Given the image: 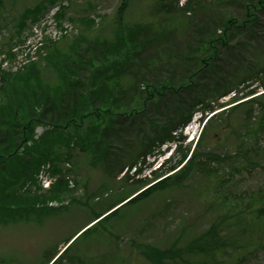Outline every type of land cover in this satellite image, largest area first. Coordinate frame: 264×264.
I'll use <instances>...</instances> for the list:
<instances>
[{
  "label": "rangeland",
  "instance_id": "1",
  "mask_svg": "<svg viewBox=\"0 0 264 264\" xmlns=\"http://www.w3.org/2000/svg\"><path fill=\"white\" fill-rule=\"evenodd\" d=\"M119 5L120 0H0V59L4 72L16 73L26 64L32 55L27 45L37 42L41 33L49 37L65 22L77 31L68 33L58 43L47 40L44 50L38 53L34 71L37 78L31 82L5 84L0 77V128L8 129L7 123L12 125L18 157L30 163L44 160L32 174L33 181L17 170L20 164L11 168L7 164L0 171V194L7 193V183L11 188L7 196L19 202L10 209L0 206V264H48L96 214L105 213L108 205L148 188L156 179L157 173H150L147 168L144 177L136 175L141 168L144 170L149 158L162 154L163 144H159V136L150 124L182 118L194 109L190 127L209 106L216 115L208 126L205 143L198 142L195 148V141L189 143L184 133L177 131L175 135L171 122L163 126L170 125L171 140L181 142L178 157L169 160L170 165L184 154L188 158L194 149L197 160L210 163L212 178L206 170L195 167L181 183L170 180L164 191L127 204L80 237L82 232L79 233L56 264H152L139 253L141 245L167 250L175 241L174 247L184 249L214 226L218 241H207V252L187 249L181 257L167 259L163 264H264V198L258 196L264 192V0H132L121 15ZM57 6L62 7L64 15L59 19V15L54 16ZM39 7L43 10L38 16L19 28L25 10ZM249 13L257 19L250 28L228 26V20L241 24ZM55 19L60 21L56 27ZM139 24L143 40L128 55L130 70L121 81V88L127 87L126 98L101 106L115 112L118 126L112 125L108 132L103 120L91 123L98 127L96 139H103L101 149L92 148L94 136L89 137L88 122L55 132L47 119L36 122V115H41L44 106L38 101H27L33 95L38 99V79L48 87L61 85L66 77L86 84L92 71L87 65L90 60L96 56L93 67L103 63L102 54L109 53L106 47L121 35L120 27ZM208 39H214V49L206 43ZM213 53L204 71L199 70L202 63L198 61ZM214 70L218 71L216 75ZM192 74L194 78L189 81ZM218 74L224 82L214 80ZM145 83L170 85L178 94L166 90L159 100L145 102ZM181 83L193 85L185 88L190 93L179 92L183 89ZM222 85L233 87L232 93L239 99L251 89L248 87H255L257 100L231 111L226 106L231 94L220 97ZM82 94L88 97L85 90ZM10 107L14 109L8 117ZM136 109L141 111L133 112ZM29 116L35 122L31 137L26 139ZM227 119L234 132L218 129ZM260 123L263 125L258 127ZM48 131L53 133L45 136ZM58 136L69 137L73 143L71 151L63 143L54 146ZM134 161L136 164L130 165ZM45 163L56 171L51 175L63 179L61 185L66 189L60 190L59 197L53 200L48 191L36 192L40 184L37 176L51 172L42 169ZM35 194L40 201H28ZM48 201H52L48 206L55 201L64 205L50 209L46 206Z\"/></svg>",
  "mask_w": 264,
  "mask_h": 264
},
{
  "label": "trees",
  "instance_id": "2",
  "mask_svg": "<svg viewBox=\"0 0 264 264\" xmlns=\"http://www.w3.org/2000/svg\"><path fill=\"white\" fill-rule=\"evenodd\" d=\"M131 1L132 0H120V5L118 8L119 15L125 12V10L128 8V5L130 4ZM186 10H187V7L184 8L182 11H186ZM39 12H40L39 8L38 9L35 8L33 10L26 9L25 13L21 17L22 21H20L19 23V28H22L24 26L26 19L35 18L39 14ZM61 16H63L62 13L59 14L58 19ZM256 20H257L256 16L253 13H249L247 15V18H245V20L242 21L241 24H238L234 20H228L227 24L228 26L242 30L243 28H246V29L250 28V24H252ZM120 32H121L120 33L121 35H118L117 41L114 42V45L110 44L107 46L109 53H106L105 55L102 54L104 56L103 63H100L97 66L95 65L93 67L92 64L95 61L97 62L96 56H95V58H92V60H90V62L87 64L92 71L89 72V78L85 80L87 81L86 84L82 83L80 79L78 78L71 79V77H66V76H65L66 78L64 79V81L59 86L58 85H50L49 87L43 86L44 85L43 82L39 79L35 82L37 85V94L36 93L35 94L38 99L34 98L35 95H33L32 97L28 96L27 103L33 100V102L38 101V104L42 103V105L44 106V108L41 110L42 111L41 115L36 117L37 118L36 122H39L42 119H47L51 123V125L55 127L54 130H56V128H61L62 126H65V125L75 126L78 128V127H81L82 124H84V122H88L91 125V127L89 128L91 131V134L89 137L94 136V139H92V142H93L92 148L95 151L101 148L100 144H102L103 139H96L98 135L97 134L98 127L97 128L94 127L91 123L92 122L97 123L100 120L101 121L103 120V122L106 124V128L108 129L106 131L108 132L112 131L111 130L112 125H114V122H117L114 119L115 112H113V110H110L109 108H100L99 110L103 109L102 113H99V111L97 110L101 106H107L109 102L119 103L120 101L126 98V91H124V88L123 89L121 88V81L129 71V66L126 67V65H128L130 61L129 60L125 61V58L128 56V53H129L128 49L132 48L133 52H135L137 50V47L140 46L141 40H143V28H141L140 24L134 27H129V28L121 27ZM127 43L130 44V47L129 45L126 46ZM206 43H210L208 44L210 48L212 49L215 48L213 45L215 43L214 39H208ZM117 55H119V57ZM197 55L198 54H195V56ZM214 55L215 54L213 53V55L206 57L207 59H201V61H198V63L199 64L202 63L201 66L206 67L208 65L207 63L212 61L211 58L214 57ZM115 57H116V60H115ZM121 57H123L124 60H120ZM84 66L87 67L86 65ZM196 69L198 70V68ZM35 70H36V67L34 65H31V67L29 66V68H27L26 72L24 73L19 72V73L11 74L9 72H3L0 69V77L3 83L5 84L8 82H14V84L16 83L17 84H22V83L27 84L28 82L32 81V78L33 79L37 78L36 76H34ZM66 71L68 70L66 69ZM214 71L216 75L218 71L217 70H214ZM190 79L192 81V78ZM218 79L220 83L224 82V78L222 76L219 75ZM182 84L183 83L180 84L181 86L179 85L181 88H187L191 86L190 85L191 83H186L184 85ZM159 88L160 87L157 86V83H155V86H152V85L147 86L145 90L147 92L144 91L146 93L144 97L152 98L156 95H159L160 91H162V88L160 89ZM222 88H223L222 93L224 95H228L232 93L233 90H235L233 87H229V85L226 87L222 85ZM248 89L250 90L246 92L245 95H242V96H245L244 98L239 99L238 97H236V95L233 98H231L230 104H236L231 108V111H234L246 105L248 106L256 102L257 99L250 98L256 94V89L252 87H248ZM263 89H264V85H263ZM84 90L86 93H90L93 96V99H94V101L92 100L93 102L99 101L101 97H103L104 101L97 103V106H95L94 103L91 101V99L84 100V97H83L84 95L82 94ZM247 98H250V99L248 100ZM244 99H247V100L243 101ZM13 109H14L13 107H10V110L7 111L6 116L9 117ZM177 109L178 108L175 107L174 110L176 111ZM211 110H212V107L209 108V112H212ZM102 114L104 115V117H102ZM191 114L192 112H188V114H183L181 115L182 118H178L179 120L177 118L175 119L168 118V121H165L163 123L157 122L155 124H151L152 130L159 136L158 137L160 141L159 144H162L164 141H168L171 139L170 130L164 128L166 126H163V124L168 125L171 122L170 124H173L174 128H177L179 126H184L191 120ZM249 115L250 113L248 114V116ZM29 119L30 120L26 121L27 122L26 128H28V131H26V135H25L26 139L31 137L32 132H33V124H34L33 121L35 122V119H31V116H29ZM176 120L178 121L176 122ZM7 124H8L7 125L8 129L0 128V171L3 169H6L7 164H9L10 167H14L17 164H20L21 167H19V169L17 170H20V173L22 176H28V179L33 181L32 174H34L37 171L39 165L44 160L41 159V161H34L30 163L29 161H24L23 159L18 157L17 151L14 150L16 147V144H15L16 143L15 141L16 132L14 131V129H10L12 128V125H10L9 123ZM261 125L263 124L262 123L258 124V127ZM224 126L229 129V132L233 131L232 124L229 122L228 119L224 121ZM206 132H207V128H204L198 140L199 145L205 143ZM47 135H51V131L45 134V136ZM103 136L104 135H101L102 138ZM79 142L81 145H84V142L82 141V139H79ZM69 147L70 146L67 145L68 149ZM186 157H187L186 154L182 155V157L180 158L179 162L176 165H173L166 169L165 172L170 173L174 171L178 166H181L178 172H176L174 175L172 176L169 175L168 177L166 176L158 184H155V186L152 185L148 189L144 190V192H141L136 197L127 201L126 203L125 201L128 198L127 199L123 198V200L121 201L108 205L105 208V213L96 214L94 216L95 217L94 221H97L94 225L101 224L104 220H108L111 217L115 216L118 210L126 204H135L139 200L147 198L152 193H155L157 191H164L169 186L170 180H172L174 184L181 183L183 180L186 179L190 171L195 167H199L202 170H206L205 173L210 178H212L214 174H212L213 171L209 169V166H210L209 162L201 163L200 158L198 159L199 161L197 160V157H198L197 153L193 152L187 158L185 164H183V161H185ZM155 177L157 176L155 175ZM61 184L62 183L59 182L55 186L52 187L50 194H49L50 196L49 199L53 200V199L58 198L59 196L57 195L59 191L66 190L65 187L63 188ZM6 188H7V191H6ZM4 189L7 193L8 191L11 190V188L9 187V184L7 183H6V187L4 186ZM7 193L0 194V206L2 208H5V206H9V209H10L12 208V206L15 205L17 201L11 196H7ZM258 196L259 198L260 197L264 198V192H259ZM38 199H39L38 197L33 196L32 198L29 197L28 201L35 202V201H39ZM22 202H26V200H22ZM17 204H19V202H17ZM90 229L91 227L86 229L81 235H83ZM209 240L212 242V244L217 243L218 240H217L216 226L211 227V229H209L208 232L204 236H202L201 238H198L193 243H189V245L188 246L186 245L184 249L174 247L177 242L173 241L172 247L167 250H159V249L154 248L151 245H145V244L141 245L139 248L140 250L139 253L142 255L143 259L149 261L152 264H163L164 261L167 259H175V258L181 257V255L184 253V250H187V249H188L187 252H189L190 250H196V249L200 252H207L208 249L204 247V245Z\"/></svg>",
  "mask_w": 264,
  "mask_h": 264
}]
</instances>
